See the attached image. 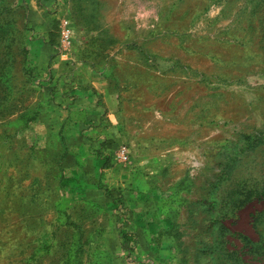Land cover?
Wrapping results in <instances>:
<instances>
[{
	"label": "rangeland",
	"instance_id": "1",
	"mask_svg": "<svg viewBox=\"0 0 264 264\" xmlns=\"http://www.w3.org/2000/svg\"><path fill=\"white\" fill-rule=\"evenodd\" d=\"M55 1L46 43L57 52L64 14L73 18L74 42L60 63L53 55L42 64L31 55L40 36L30 0H0V209L31 176H59L44 165L51 155L30 149L25 133L55 102L56 63L100 66L132 133L176 139L185 157L175 174L203 196L202 208L175 216L176 264H264V0ZM32 190L29 184L26 193ZM50 191L43 185V208L56 206ZM70 217L78 216L45 218L58 229V246L45 241L36 263L26 261L18 240L24 260L7 261L0 238V264H107L91 232L81 223L67 228Z\"/></svg>",
	"mask_w": 264,
	"mask_h": 264
},
{
	"label": "crops",
	"instance_id": "2",
	"mask_svg": "<svg viewBox=\"0 0 264 264\" xmlns=\"http://www.w3.org/2000/svg\"><path fill=\"white\" fill-rule=\"evenodd\" d=\"M30 3L40 36L30 45L33 61L42 58L43 64L45 58L56 55L60 63L61 55L45 40L57 19L52 14L56 1ZM59 63L52 69L57 86L54 104L45 110L42 121L25 130L30 149L39 155L48 152L51 162L44 165L59 176H31L28 181L33 190L29 194V184H21L18 193L8 191L7 199L14 200L0 209L5 215L0 238L7 261L24 260L23 252L12 243L18 240L26 247V261L39 262L44 242H54L56 247L59 239L58 229L50 219L44 223L45 218L67 213L78 216L70 217L72 226L67 228L79 230L81 223L80 230L91 232L92 245L100 248L99 255H104L107 264H176V246L170 234L177 229L175 216L180 208L203 199L189 192L191 184L175 174L173 168L185 157L178 141L166 140L165 133L134 135L124 120L123 100L111 89L100 66ZM42 64L35 67L41 70ZM123 147L126 156L121 153ZM43 185L55 199L52 209L41 207ZM27 199L28 206L23 201Z\"/></svg>",
	"mask_w": 264,
	"mask_h": 264
},
{
	"label": "built area",
	"instance_id": "3",
	"mask_svg": "<svg viewBox=\"0 0 264 264\" xmlns=\"http://www.w3.org/2000/svg\"><path fill=\"white\" fill-rule=\"evenodd\" d=\"M56 33L58 42L55 45L59 55H67L70 53L75 35V24L70 14H64L58 18L56 24ZM121 153L126 156L127 149L122 148Z\"/></svg>",
	"mask_w": 264,
	"mask_h": 264
}]
</instances>
